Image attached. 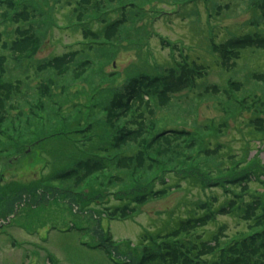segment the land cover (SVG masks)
<instances>
[{"label": "rangeland", "instance_id": "rangeland-1", "mask_svg": "<svg viewBox=\"0 0 264 264\" xmlns=\"http://www.w3.org/2000/svg\"><path fill=\"white\" fill-rule=\"evenodd\" d=\"M0 72V264H155L144 257L163 258L166 245L145 247L140 237L170 230L192 216L194 202L211 194L221 201L225 192L203 193L185 182V190L140 205L133 218L109 220L93 203L91 180L77 186L56 174L102 155L97 148L103 142L86 130L91 122L131 129L138 147L158 127H182L186 134L173 139L193 140L216 126L205 121L219 120L226 103L233 110L229 98L237 105L264 98V0H0ZM146 88L157 95L155 104L146 103ZM124 89L125 100L116 102ZM117 106L136 111L124 114ZM249 115L237 112L228 133L217 137L223 151L215 161L223 171L246 163L247 173L264 174V113L262 120L254 115L251 126L263 139L257 147L249 141L259 137L244 124ZM176 140L171 148L150 146L147 166L177 172L212 157V146L206 154L201 144L193 149ZM88 143L95 147L90 153ZM238 190L245 198L248 192L263 198L245 203L244 216L264 213V185ZM244 205L221 207L205 234L218 229L224 245L251 239L238 234L260 232L264 215L257 218L261 227L249 228V219L236 217ZM107 237L113 244L102 243ZM254 241L258 253L249 250V240L224 251L217 263H203L264 264V230Z\"/></svg>", "mask_w": 264, "mask_h": 264}, {"label": "trees", "instance_id": "trees-1", "mask_svg": "<svg viewBox=\"0 0 264 264\" xmlns=\"http://www.w3.org/2000/svg\"><path fill=\"white\" fill-rule=\"evenodd\" d=\"M1 72H5V70ZM182 79H184V75L181 78L178 77V79H175V82L179 83ZM238 86L239 84L237 83V87ZM122 93H124V95L122 94L117 97L116 102L125 100L127 90L124 89V92ZM141 93L143 95L145 94L147 97L146 103L149 102L150 104L153 100L155 104V97L157 95H148L149 93L147 92V88L145 92ZM137 95V98L141 101L143 96L141 94ZM131 96L132 95L129 96L127 101H132ZM229 100L231 103H234L233 110H230V104L228 103H226V107L224 109L218 108L221 112L220 119L217 121L213 119L205 121L209 125L216 126H206L204 129L207 132L206 136L201 138L198 137L193 140L173 139L172 135H181L180 133H185L183 132L184 130L182 127H158L159 130H154V135L151 139H149L151 140L149 142L151 144L148 143L138 147L136 146L138 144L131 143L133 139L131 129L119 128L117 131H114L112 126H106L100 121L95 122V124H92L91 122L87 124L86 130L89 132L91 131L95 137L103 142V145L97 148L98 151L102 152V155L86 156V159L81 161L83 164L82 169L75 165L72 169L63 171L56 175L63 176L67 179L66 181L71 178L73 181H76L77 186L80 185L81 180L83 183L85 178V183L91 180L87 187L95 200L93 203H96L95 206L99 207V214H102L109 220L131 219L140 210V205L148 201H157L165 198L174 191H182L184 189L185 182H188L189 188L192 186L195 189L201 190L203 193H205L203 190L211 191L212 189H214L213 191L220 190L221 192H225L221 193L223 195V199L221 201L216 194H211L207 196L208 198L206 200L194 202L192 204V216L189 215L186 219H180L179 222L176 223V225L170 230L155 232L152 235L143 234V236L140 237L141 240H139V244H143L145 247H160L161 244L166 245L165 249L167 250L159 253V255H165L163 258H159L158 255L157 257L154 255H147V257H144L148 261H152L155 264H204L203 262L211 259H213V263H217L218 259L223 256L224 251L227 252L230 248L233 249V247H240L241 244H244L249 240H252V244H254V240L257 235L264 230V224L262 223L261 227V225H259L260 221L257 219L264 215V213H261L260 210L254 209L255 213H259L255 214V216H244L248 210V207L244 205L245 203L249 202V204L258 205L259 203H262L261 200L263 198L259 197V193L256 192H248V198H245L238 190L242 189V186L244 185L247 186L249 183L264 185V174L261 173L260 175H251L250 173H247L248 166L246 163H243L241 166L239 164L236 168H231L229 170L224 169L225 171H223L220 164L215 161L216 159L220 160L221 151H223L222 149L219 150L220 143L217 137L219 134H223L225 136L228 133L229 120L232 119V117L235 118L236 113L242 110L250 111V115L248 117L249 119H245L244 121L246 122L244 124L248 127V133L254 137H259L257 142L254 140H250L249 142H253L254 147H257L260 142L263 143L260 130H257L255 127L252 128L251 126L255 120V118H253L254 115H257V120H262L263 116L261 114L264 113V98L255 100L254 97H251L250 103L247 100L244 101L243 99H240L238 100V105L234 99L229 98ZM83 107H85V105ZM116 109L120 110L124 114L136 111L135 109L130 110V107L118 108L117 106ZM139 112L140 114L142 113L141 111ZM133 121L134 122L132 123L138 124V120L134 119ZM101 132H104V135L101 136ZM106 132L108 133L107 137ZM170 140H176V146H178V144H185L187 147L193 149H201V144L206 154H208L207 150H209L210 146H212V157L209 158V162H207L209 159H200L195 165H191L190 169L185 168L177 172L175 169L171 168L158 169L154 168L155 166L153 165L148 167L147 161L151 164V160H153L149 154L150 146L156 144L157 146L163 148L165 146H169ZM143 141H146V138H144ZM92 144L93 143L87 144V153L94 151L95 147H92ZM121 147H125L127 150L123 151ZM226 148H230V146H227ZM249 151H251L250 148ZM193 152H195V150H193ZM166 153L168 155V152ZM247 153L248 151L244 153L245 158ZM175 154L176 153H174L173 156H175ZM190 155L191 153H186L184 157L188 158ZM196 155L197 154L193 155L192 158H195ZM173 156H169V159H171L173 164H175L178 160L173 159ZM155 163L157 164L158 162L156 161ZM118 169L123 170L119 171ZM75 171L78 173L79 177H77V173ZM79 171H82L83 178H81ZM229 173L231 175L227 176ZM188 178H190V180L186 181ZM93 182L96 184L95 188L94 186H91V183ZM95 189H102V192L98 193L94 191ZM188 192L189 190L186 191V193ZM111 202L113 205H111ZM115 202L118 203L114 204ZM233 204H239L240 207H243V205L245 206L242 212L238 210L240 213L236 214V217L247 220L249 219L251 221L249 228L251 226H257L261 227V231H255L253 233H250L249 229L241 231L238 235L242 240H245L247 237H250L251 239H248L245 242L239 241L234 243L228 239L224 245L218 238V229L212 232L213 234L207 236V234H205L206 232L204 226L206 224L208 225L209 221L215 223L216 219L221 216V211L219 210L221 207L225 208L227 207L226 205ZM109 239L111 240V238L107 237L102 243L106 242L107 244H113V242ZM256 244L257 242L249 247V250L253 254L258 253L256 252ZM243 250L245 249L240 250V255L245 258L242 253ZM146 253L147 251H144V254ZM230 254H232L235 261L239 260L238 256H234V252H231ZM175 255H178V257H175Z\"/></svg>", "mask_w": 264, "mask_h": 264}]
</instances>
